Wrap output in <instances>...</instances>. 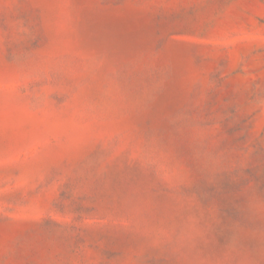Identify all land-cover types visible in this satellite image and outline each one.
I'll return each instance as SVG.
<instances>
[{"label": "rangeland", "instance_id": "1", "mask_svg": "<svg viewBox=\"0 0 264 264\" xmlns=\"http://www.w3.org/2000/svg\"><path fill=\"white\" fill-rule=\"evenodd\" d=\"M0 264H264V0H0Z\"/></svg>", "mask_w": 264, "mask_h": 264}]
</instances>
